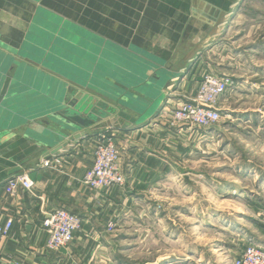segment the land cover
Segmentation results:
<instances>
[{
    "label": "crops",
    "instance_id": "0c3cea01",
    "mask_svg": "<svg viewBox=\"0 0 264 264\" xmlns=\"http://www.w3.org/2000/svg\"><path fill=\"white\" fill-rule=\"evenodd\" d=\"M136 2L132 10L141 12L143 7ZM259 3L264 0H150L145 21L159 31L157 36H147L154 46L142 51V60L126 55L121 26L109 22L108 16L99 34H93L89 23L77 39L69 30L73 24L81 25L76 21L50 23L42 18L34 22L29 16H12L13 7L9 15L0 14V90L5 79H10L0 105V222L12 221L8 237L0 238V264H122L125 221L131 218L134 235L152 232L144 221L156 216L153 204L161 198L155 195L158 189L178 187L188 196L190 182L197 184L190 164H196L198 172L204 155L199 150L203 132L167 129L156 117L166 104L193 97L203 71L236 84L219 97L216 108L223 118L210 133L228 140L223 129L253 134V127L264 126V99H257L255 108L257 100H248V94L264 93V80L260 82L264 77V13ZM49 28L53 32L47 37ZM77 86L89 94L103 87L129 94L132 106L124 113L135 122L113 117L94 128L92 136L69 141L57 151L67 140L54 136L48 117L70 101ZM236 97L242 100L236 102ZM240 102L243 109L237 105ZM99 134L120 149L123 188L97 191L81 184L92 166ZM220 144L215 147L222 148ZM45 160L54 161V167H42ZM19 174L32 182V195L22 190L13 196L4 192L7 180ZM240 200L253 204L251 199ZM55 209L77 215L82 223L68 247L51 253L45 248L42 221ZM180 215L188 218L183 211ZM230 218L244 224H223L222 233L241 249L250 243L264 247V228L250 212H237ZM110 223L116 224L113 232L107 231ZM178 247L185 253L182 261L190 262L186 235ZM195 264L210 261L198 256Z\"/></svg>",
    "mask_w": 264,
    "mask_h": 264
},
{
    "label": "rangeland",
    "instance_id": "374dc122",
    "mask_svg": "<svg viewBox=\"0 0 264 264\" xmlns=\"http://www.w3.org/2000/svg\"><path fill=\"white\" fill-rule=\"evenodd\" d=\"M149 1L137 0V5L141 4L143 10L133 12L134 0H0V14L9 15L10 7H13L12 16H15V13L18 16H29V19L34 22L42 18L50 23L76 21L81 25L73 24L74 26H70L69 30L76 33L77 39L84 33L83 25L86 26L89 23L93 26L91 27L93 34H99L101 22L108 16L109 22L113 21L121 26L119 34L123 40L122 44L128 48L126 55L131 57L134 55L142 60V51H147L154 46L149 43L147 36L149 34L157 36L159 31V28H152L145 21L148 14L145 7ZM259 5L260 11L264 13L262 10L264 3ZM48 30L47 37L53 32L52 28ZM51 39L52 35L50 41ZM50 48L52 51V45ZM133 49L136 52H132ZM259 63L261 62L258 61L257 64ZM127 64L126 66L130 68V64ZM207 74L209 72L205 70L202 76ZM225 79L228 80L227 90L236 87L232 79ZM261 80H264V77H260V82ZM258 94H248V100L264 99V93ZM235 99L236 102L239 99L242 100L241 97ZM259 100L254 102L252 107L258 106ZM237 105L242 109L245 107L241 102ZM247 105L246 107H251L250 104ZM222 118L220 115L219 122L213 126H220ZM212 127L197 129L200 133L208 135L203 133L199 135L201 138L199 150L204 155L200 157L202 162L198 164V172L195 171L196 164H190L195 177L194 182L197 184L190 182L192 187L188 188L189 195L181 192L182 190L178 187L158 189L155 195L157 199L161 198L153 204L156 216H150L144 221V226L150 227L152 231L146 235L143 232L134 235L132 231L134 224L131 218L125 221V227L128 229L124 231L122 264H195L198 256L210 261V264H219L217 261L220 260L225 264H234L245 248L241 249V245L222 233L221 229L223 224H244V221L231 220L230 215L237 212H250L254 216V221L264 228V126L253 127V134L249 130L223 129L229 141L220 140L210 133ZM219 141L222 148L215 147L216 144L219 145ZM226 143L228 147L225 149ZM236 167L242 170L239 171ZM231 187L234 189H230ZM236 197L239 199L236 200ZM241 197L251 199L253 204L244 203L240 200ZM260 205L263 206L259 209ZM182 211L187 213L188 218L181 217ZM191 214H199L203 218L197 220ZM163 229L168 235H165ZM181 232L183 236L179 235ZM185 235L190 254L188 263L182 261L185 259V253L178 247ZM175 239L178 240L177 244ZM218 248L222 250L214 252Z\"/></svg>",
    "mask_w": 264,
    "mask_h": 264
},
{
    "label": "built area",
    "instance_id": "2783aa9c",
    "mask_svg": "<svg viewBox=\"0 0 264 264\" xmlns=\"http://www.w3.org/2000/svg\"><path fill=\"white\" fill-rule=\"evenodd\" d=\"M228 88V80L207 74L202 76L196 94L185 98L177 104H166L158 116V123L170 129H208L220 120L216 108L217 101ZM55 162L45 160L44 168L54 167ZM81 184L92 190H108L113 187L123 188L124 174L120 166V149L110 139L101 134L97 135L93 147V162L85 172ZM33 184L26 174H19L7 180L4 192L13 196L18 190L32 195ZM81 219L64 209H55L47 213L42 221V229L46 233L45 248L55 253L68 247L73 241L74 234L81 229ZM12 225L11 219L0 222V238H6ZM115 223L107 226L108 232H113ZM234 264H264V248L249 244Z\"/></svg>",
    "mask_w": 264,
    "mask_h": 264
},
{
    "label": "water",
    "instance_id": "95a60500",
    "mask_svg": "<svg viewBox=\"0 0 264 264\" xmlns=\"http://www.w3.org/2000/svg\"><path fill=\"white\" fill-rule=\"evenodd\" d=\"M9 82V78L5 79L0 90V105L7 95ZM82 89L83 87L77 86L70 101L62 103L61 107L48 117V127L54 136L67 140L57 147V151L67 147L69 141H79L92 136L94 128L113 117L131 124L135 122L124 113V109L132 106L129 94L121 95L108 87L95 89L92 94L84 93Z\"/></svg>",
    "mask_w": 264,
    "mask_h": 264
}]
</instances>
